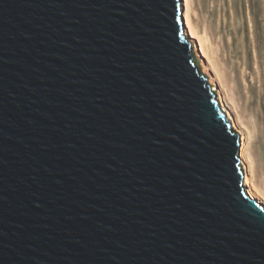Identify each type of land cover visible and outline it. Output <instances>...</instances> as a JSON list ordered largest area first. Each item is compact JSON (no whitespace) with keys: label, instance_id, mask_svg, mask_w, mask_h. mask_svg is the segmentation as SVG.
Here are the masks:
<instances>
[{"label":"water","instance_id":"water-1","mask_svg":"<svg viewBox=\"0 0 264 264\" xmlns=\"http://www.w3.org/2000/svg\"><path fill=\"white\" fill-rule=\"evenodd\" d=\"M181 4L0 0V264H264Z\"/></svg>","mask_w":264,"mask_h":264},{"label":"rangeland","instance_id":"rangeland-1","mask_svg":"<svg viewBox=\"0 0 264 264\" xmlns=\"http://www.w3.org/2000/svg\"><path fill=\"white\" fill-rule=\"evenodd\" d=\"M209 4L217 6L222 23L220 32L216 24L212 26L214 38L219 40L221 35L229 41L234 55L226 63L233 86L222 90L224 97L230 100L233 95L235 102L230 103V111L248 125L251 150L260 156L264 166V0H210ZM192 48L203 72L207 59H201L195 45ZM235 52H239L238 56Z\"/></svg>","mask_w":264,"mask_h":264},{"label":"bare ground","instance_id":"bare-ground-1","mask_svg":"<svg viewBox=\"0 0 264 264\" xmlns=\"http://www.w3.org/2000/svg\"><path fill=\"white\" fill-rule=\"evenodd\" d=\"M209 1L182 0L181 8L185 33L192 46L195 45L197 54L201 59L202 57L207 59V67H204L203 73H209L208 82L215 88L220 105L226 110L233 128L240 134V156L244 169L243 185L246 186L251 197L257 198L259 202L264 204V166H262V160L258 154H254L251 150V132L248 125L243 123L240 117H234L230 111V103L235 102L233 95L228 100L222 91L227 85L233 86L231 85L233 79H230L232 73L228 70L226 63L234 55L230 49L231 43L229 41H224L221 35H219V40L214 38L212 26L216 24L218 32H220V30L222 31V23L220 24L217 6L209 4ZM238 53L235 52V56H238ZM211 71H213V75Z\"/></svg>","mask_w":264,"mask_h":264}]
</instances>
